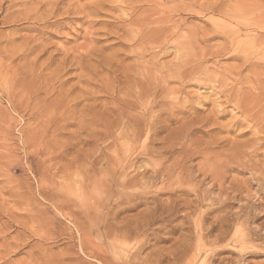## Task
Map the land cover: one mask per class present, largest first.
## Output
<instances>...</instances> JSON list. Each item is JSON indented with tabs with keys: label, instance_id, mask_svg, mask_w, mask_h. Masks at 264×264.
I'll use <instances>...</instances> for the list:
<instances>
[{
	"label": "rangeland",
	"instance_id": "1",
	"mask_svg": "<svg viewBox=\"0 0 264 264\" xmlns=\"http://www.w3.org/2000/svg\"><path fill=\"white\" fill-rule=\"evenodd\" d=\"M106 1L111 3L112 8L105 13L97 8L102 0H0V73L2 74H0V78H2L0 79V264H264V167L250 168L248 163L255 162L258 157H252L251 162L250 160H245V157L255 150H257L258 154L264 156V145L260 148L252 146L253 127L254 131L256 130L252 124L248 127L249 130L245 126H233L234 128L232 127L227 132L228 134L218 129L217 132L213 130L215 129L213 127L208 128L212 126L208 120L214 122L217 120V123L225 124L230 122V117L242 119L239 111H236L232 104L223 103L225 102L223 98L224 92L228 89L226 85H232L231 87L241 92H243V89L244 92H249L250 90L251 94L253 92L252 95L257 96V103L260 97V99L263 98L258 103L263 108L264 94L262 93L264 88L259 85L260 80L261 82L264 80V54H262V52L264 53V24H262V22L264 23V0H176L172 2L170 0H137V6L134 4L137 10L133 7L134 12L138 11L139 6L142 9H156L152 11V15L149 13L148 15H151V19L167 21V24L161 23L160 26L165 27L167 25L166 27L169 28L176 25V22L179 26L178 28H176L177 26L174 27L168 37L169 39H166V45H164L165 41H158V43H163L160 48L157 45H152L153 49L145 53L144 58L137 54L136 56L138 57L136 58L134 54H130L129 50L133 49V44H129L127 41L128 36H126V33L130 31L133 36L135 33L139 35L141 32L144 33L145 26L142 24L140 26H132V24L128 28L127 21L122 23V25L119 24L118 29V26L114 24V18L131 17L129 12L123 17V13L128 11V4L123 2L126 0ZM51 3L57 5L58 13L53 17L47 15V19L42 20L44 24L41 21H32L27 18L28 15L36 12L41 15L43 12L48 11ZM143 3H147L145 5L149 7L144 6ZM91 7L97 9L99 14H91L89 12ZM119 7L122 12L117 10ZM119 12L121 13L119 14ZM91 17L94 19H91ZM172 17L173 19H171ZM35 22L37 24H34ZM164 24L165 26H163ZM201 28L205 31H202ZM123 37H125L126 42ZM24 40H31L29 44L39 45L40 48L35 49L34 53L32 52L27 57L17 55L11 61H8V59L6 61V55L3 54L5 52L1 48H4L6 44L8 49L17 51L16 49L21 46ZM40 51H42L41 54L39 53ZM214 51L215 53L217 51V54L218 52L222 53L221 56L220 54L215 56ZM36 55L38 56L35 58ZM201 57L203 58L201 59ZM181 62L189 64H187V68L185 67V71L188 69L189 72L186 71L185 78H182L184 80L173 79V81L171 79L172 81L169 80L164 83L165 86L167 84L166 87L163 86L168 89H174L175 92L177 91L176 94L173 96L167 95L165 94V88H156L157 94L155 92L154 96L161 95V92L163 95L160 96V99H157L159 98L158 96L153 98L156 104H154L151 112L148 113L147 108L143 106L149 101L142 97L146 92L143 94L140 90L135 89L133 91L134 89L132 90L130 87L135 85L141 89L143 87L148 88L146 84L148 86L153 84L152 81L154 80L152 77H160L171 71L173 72L177 66H180ZM253 63L258 66L252 67ZM60 64L63 68L60 66L61 68L58 69ZM243 64H248V66ZM237 67H240L241 70L237 69ZM248 68H252V70ZM57 69L64 70L58 72ZM236 69L239 70V72H235L237 77L233 73ZM50 71H54V73L57 71L58 74L62 71L60 75L55 73L60 79L56 78V75L55 80L51 78L53 75H50ZM153 74L155 75L153 76ZM129 77L135 83H132ZM233 79H239L240 82L238 80L236 83V81H232ZM247 79L248 81H246ZM52 80L55 82L53 83ZM142 80H144V83ZM150 81L151 83L149 84ZM60 82L63 84L61 85ZM154 83H156L155 86L157 83V86L161 84L159 82ZM256 85L259 88H256ZM45 86H48V88ZM50 88H52V91H50ZM112 88L113 90H111ZM119 89L122 91L121 94L118 92ZM89 90L91 97L88 94ZM258 90L260 91L258 92ZM64 91H68L70 94L63 93ZM125 91H129L131 96ZM46 92H51V94L48 93L47 97ZM59 93L64 95L61 96ZM111 93H113L112 96L110 95ZM260 93L261 95H258ZM136 94H141V98L138 99ZM65 95L71 98H66ZM121 95H124L126 99ZM127 96L130 97L127 98ZM44 97L47 99H44ZM73 97L75 100L71 101V104L68 103L67 100H73ZM116 97L118 100L121 99L122 102L124 98L126 103L119 101L120 104H118ZM167 97L170 100L177 97L176 101L183 103L181 105L184 106L180 107V104L173 103L176 109L174 106L171 107L168 104ZM59 98L65 102L60 101L62 102L60 103ZM164 98H166L165 102ZM128 99L130 102L132 101V104ZM127 101L131 105L134 103L136 106L140 104L141 106L135 107V111L125 114L124 110L128 112L125 105L128 103ZM49 102L52 105H49ZM116 102L117 105H111ZM63 103L64 107L62 106ZM214 103L224 104L223 108L225 109L224 115L216 119L211 115L216 110L217 104ZM122 104L125 106L124 109ZM258 105L255 106V109H259L258 113L262 112L261 114L264 115V108L262 109ZM120 107H122V110H117ZM169 107L175 109L173 113L170 112ZM114 108L116 109L113 111ZM109 109L112 112H109ZM117 111L122 112L123 115L120 112H118V115ZM180 111H183V113H179ZM134 112L137 113L135 114ZM138 112L139 114L141 113L140 116ZM156 112L160 114L158 115ZM111 113L113 114L111 115ZM131 113L135 115L133 116ZM61 114L64 115L62 116ZM153 114H156L157 118L160 117L156 119V122ZM238 114L239 117L237 116ZM36 115L37 117H35ZM188 115L191 119L194 117L197 121L194 119V122L189 121ZM128 116L132 117V119L129 117L130 121ZM185 116L187 118L186 126L180 131L178 127L179 120L181 122ZM113 117L116 119V124L112 121L114 120ZM116 117H119L120 121ZM134 117L136 119H133ZM146 117L147 119L149 118L148 122L152 125L146 122ZM121 119L124 120V123H122L123 120L121 122ZM158 120L160 122L164 121L163 124L157 123ZM188 121L192 125L190 126L192 132L188 134V137L186 135L184 137L185 130L189 129ZM200 122L202 123L200 124ZM132 123L135 127H133ZM198 124L200 125L198 126ZM114 125H118L120 128L118 127V133L115 131L116 136H111L115 135L114 130L117 129ZM121 125H123V129ZM156 125H160L159 127L161 128L163 126L164 129L158 128ZM203 125L204 128L201 127ZM193 126L195 127L193 128ZM130 127L132 128L131 130H129ZM256 127L263 129L264 123ZM112 128L116 129L112 130ZM157 128L158 130H156ZM106 129L110 130V132H106L108 131ZM173 129H175L174 132ZM143 130L146 131L143 132ZM124 131L127 134H124ZM104 132L107 135L111 134L109 135L110 137L103 134ZM140 133H143L142 136H140ZM216 133H218L216 137L219 138L215 137ZM134 134L136 137H134ZM148 134L151 135H149L150 138H148ZM261 134L259 136L264 137V133ZM106 136L111 139L108 140ZM118 136L119 138H117ZM212 136L214 139H220V137L223 138L224 136V138L229 137L227 139L231 142L227 140L230 143L228 144L225 139V141H222V145H224V142L225 145L226 143L228 145L222 146L220 145L221 141H219L218 143L220 144H217V146L220 145L221 149H219V146L212 145L211 149H209L210 153L214 154L217 152L218 154H216L219 155V153H224L225 148L227 152L228 149L233 148V150L237 151L228 153L235 152L234 154H236L239 148L244 147L242 150H248L246 152L240 151L242 156L238 155L241 157V161L244 162L240 165L238 163L240 158L236 156L235 161L225 162L226 166L218 167L213 177V174L209 172V168H204V171H200L203 170L202 168H197L203 158L196 154L194 155V151L192 152L191 150L192 155H194L191 162L192 168L187 167V165L191 166L190 163H185L183 169L172 168L173 171L175 169L177 171L179 169L185 171L181 172L183 176H181L179 171L181 178L176 175L174 177L170 175V177L166 176L165 179V176L160 175L165 169H171L165 168L163 165L166 167L171 166L177 160L175 158L179 159L180 156V160L181 158L184 159L182 155L178 156L180 146L185 144L192 149L196 145L195 142H197L205 149L207 142H210L211 139L213 140ZM103 137H105V140H103ZM129 138L132 141L131 143ZM147 139L149 140L147 141ZM177 140L180 141L178 142ZM232 141L233 144H231ZM245 142L248 145H245ZM35 143L36 145H33ZM144 146H147V149ZM162 146H165L164 149L174 146V152L170 153V151L168 153ZM245 146H248V148H245ZM251 147L255 149L252 150ZM97 149L98 151L100 149L104 150L98 152ZM148 150L150 153L147 152ZM161 151L162 155L158 156ZM156 154L157 156H155ZM243 154L246 156L244 157ZM97 155L99 157L106 156L100 157L103 161L99 159L95 163L98 160ZM164 155H166L165 158ZM107 156L109 158L105 159ZM162 156L166 159V162ZM169 156L173 161L170 160ZM246 159H251V157ZM105 160L107 161L104 162ZM222 160L223 158L220 161ZM224 160L226 161L225 158ZM243 163L244 166L246 165L249 168L244 167ZM136 166H140V168ZM185 167L186 170H184ZM172 169L170 170L171 174H173ZM101 170H105L106 175L102 174ZM136 171L146 174L143 180L147 186L149 185L148 187H151L150 189L140 191L145 186L140 185L141 189L138 188V185V187L126 188L127 190L123 189L122 192H119L118 189L116 190V182L119 183L121 180H126L123 177H131ZM111 172L113 175L109 176ZM155 172H157L156 177L152 176V173ZM215 175H220L217 181L215 180ZM143 180L142 184H144ZM217 186H220V188ZM84 195L92 197L94 199L93 202H89ZM129 195L132 198L139 197L137 200L141 202V205L138 208L125 211L123 209L126 206L123 203L121 204L120 201L127 197L131 198ZM142 196L146 199L140 198ZM158 198L161 202L158 201ZM166 200H170L172 204ZM156 201H158V205ZM97 202L99 204L96 205L93 211L91 203ZM116 202L120 207L117 206ZM162 202H166V204L164 205ZM152 205L155 207L159 206L161 209L157 208L154 211V221H156L153 224L154 227L149 226L150 228L139 230L137 234L129 231L127 235L126 231L133 227L137 215L144 213L142 210L146 209V212L150 207L154 208ZM176 205V209L173 208ZM142 206H147V208L145 207L144 209ZM170 207L173 210L170 209L169 214L167 211ZM116 209L120 211L116 212ZM158 215L161 216V219H159ZM104 228H106V232Z\"/></svg>",
	"mask_w": 264,
	"mask_h": 264
},
{
	"label": "bare ground",
	"instance_id": "2",
	"mask_svg": "<svg viewBox=\"0 0 264 264\" xmlns=\"http://www.w3.org/2000/svg\"><path fill=\"white\" fill-rule=\"evenodd\" d=\"M123 1V0H122ZM168 1V0H167ZM171 2L172 1H176V0H170ZM169 1V2H170ZM120 2V1H119ZM125 4H128V6H127V9H128V11H127V13H123L124 15H123V17L126 15V14H128V12H129V15L131 16V17H129V16H127V17H124V18H114V17H111V18H114V24H116V26H118V29H119V24H121L122 25V23H125V22H127L128 23V25H129V27L128 28H130V25H132V26H134V25H138V26H140L141 24L142 25H144L145 26V29H144V33H140L139 35H138V33H135V35L133 36V34H131L130 33V31H128L126 34V36H128L127 37V41L129 42V44H133V49H131V51L129 50V52H130V54H134V56H136V54L137 55H139L140 57H143L144 56V54L145 53H148V51L149 50H152L153 49V46L152 45H157V47L158 48H160V46L163 44V43H161V42H164L165 41V43H164V45H166V39L169 37V35L172 33V31H173V29H174V27H176V28H178L179 26H178V24H177V22H176V25H173V26H171V27H169V28H167L166 26H165V24L163 25V26H165V27H162V26H160V24L161 23H166L167 24V21L165 20V22L164 21H159L158 19H151V13H152V11L153 10H156V9H153V10H151V9H142V7H140L139 6V8H138V11L135 13L134 12V8H136L135 6H134V4L137 6V4H138V1L136 0H126V1H123ZM140 2V1H139ZM94 3H96V2H94ZM153 3H155V2H153ZM23 4V3H22ZM32 4V3H31ZM93 4V3H92ZM121 4V3H120ZM123 4V3H122ZM144 4V3H143ZM142 4V5H143ZM145 4H147V3H145ZM144 4V6H147V7H149L148 5H145ZM152 4V3H151ZM157 4V3H156ZM217 4V3H216ZM88 5V4H87ZM124 5V4H123ZM150 5V4H149ZM154 5V4H153ZM213 5H215V4H213ZM213 5H212V7H213ZM219 5V4H218ZM217 5V6H218ZM221 5V4H220ZM21 6V5H20ZM26 6V5H25ZM57 5L55 4V3H51L50 4V9L48 10V11H45V12H43V14H41V15H38V13L36 12V13H34V14H31V15H28L27 16V18L29 19V20H32V21H34V20H38V21H41L43 24H44V21H42V20H46L47 19V17L50 15V16H56V14L58 13V9H57V7H56ZM94 6V5H93ZM98 6V5H97ZM118 6V5H117ZM122 6V5H121ZM155 6V5H154ZM154 6H152L153 8H154ZM123 7H125V6H123ZM123 7H122V9H123ZM134 7V8H133ZM202 7V6H201ZM215 7V6H214ZM219 7H221V6H219ZM10 8H11V6H10ZM26 8V7H25ZM28 8V7H27ZM80 8H81V6H80ZM98 9H100L101 11H103V12H108V10L109 9H111L112 8V5H111V3H109L108 1H106V0H102V2H100L99 3V6L97 7ZM144 8V7H143ZM84 9V8H83ZM127 9H125V10H127ZM142 9V10H141ZM158 9V8H157ZM183 9V8H182ZM217 9H218V7H217ZM248 9V8H247ZM99 10V11H100ZM117 10H119V11H121L120 10V7H119V9L117 8ZM136 10H137V8H136ZM159 10V9H158ZM157 10V11H158ZM218 10H220V9H218ZM111 11H113V10H111ZM160 11V10H159ZM178 11V10H177ZM206 11V10H205ZM213 11V10H212ZM212 11H210V12H212ZM216 11V10H215ZM221 11V10H220ZM21 12V11H20ZM76 12V11H75ZM84 12V11H83ZM89 12L91 13V14H93V15H98L99 14V12H98V10L97 9H95V8H92L91 7V9L89 10ZM110 12V11H109ZM122 12V11H121ZM121 12H119V14L121 13ZM176 12V11H175ZM148 13L149 14H151L150 16L148 15ZM156 13V12H155ZM179 13V12H178ZM212 13H214V12H212ZM218 13H219V11H218ZM232 13H233V11H232ZM17 14V13H16ZM22 14V13H21ZM101 14V13H100ZM177 14V13H176ZM18 15V14H17ZM48 15V16H47ZM157 15V14H156ZM183 15V14H182ZM90 16V15H89ZM120 16V15H119ZM122 16V15H121ZM154 16V15H153ZM160 16V15H159ZM164 16V15H163ZM96 17V16H95ZM134 17H136L135 19H133ZM170 17V16H169ZM174 17V16H173ZM173 17L171 18V19H173ZM74 18V17H73ZM152 18H154V17H152ZM160 18V17H159ZM163 18V17H162ZM175 18V17H174ZM27 19V20H28ZM91 19H94V18H92L91 17ZM171 19H167V20H171ZM95 20H96V18H95ZM98 21V20H97ZM25 22V21H24ZM30 22V21H29ZM175 22V21H174ZM182 22H184V21H182ZM113 23V22H112ZM260 23V22H259ZM32 24V23H31ZM34 24H37V22H35ZM40 24V23H39ZM74 24V23H73ZM118 24V25H117ZM262 24H264L263 22H262ZM66 25V24H65ZM94 25V24H93ZM124 25V24H123ZM181 25V24H180ZM40 26V25H39ZM58 26V25H57ZM183 26V25H182ZM77 27V26H76ZM181 27V26H180ZM248 27V26H247ZM261 27V26H260ZM48 28V27H47ZM58 28V27H57ZM68 28V27H67ZM161 28V29H160ZM203 28V27H202ZM201 28V29H202ZM29 29V28H28ZM46 29V28H45ZM110 29V28H109ZM118 29H117V31H118ZM140 29H141V27H140ZM180 29H182V28H180ZM251 29V28H250ZM255 29V28H254ZM33 30V29H32ZM44 30V29H43ZM54 30V29H53ZM58 30V29H57ZM112 30V29H111ZM126 30V29H125ZM135 30V29H134ZM133 30V31H134ZM204 29H202V31H203ZM248 30V29H247ZM48 31V30H47ZM46 31V32H47ZM110 31V30H109ZM136 31V30H135ZM140 31V30H139ZM138 31V32H139ZM142 31V30H141ZM205 31V30H204ZM250 31V30H249ZM52 32V31H51ZM101 32V31H100ZM111 32V31H110ZM175 32H176V30H175ZM263 32V31H262ZM261 32V33H262ZM103 33V32H102ZM133 33V32H132ZM178 33V32H177ZM197 33V32H196ZM252 33V32H251ZM250 33V34H251ZM264 33V32H263ZM262 33V34H263ZM40 34V33H39ZM175 34V33H174ZM43 35V34H42ZM41 35V36H42ZM119 35V34H118ZM203 35V34H202ZM38 36V35H37ZM40 36V37H41ZM133 36V37H132ZM174 36V35H173ZM197 36V35H196ZM199 36V35H198ZM210 36V35H209ZM249 36V35H248ZM21 37V36H20ZM29 37V36H28ZM35 37V36H34ZM120 37V36H119ZM179 37V36H178ZM10 38H12V37H10ZM39 38V37H38ZM37 38V39H38ZM42 38V37H41ZM91 38V37H90ZM125 37H123V39H124ZM261 38H263V37H261ZM16 39V38H15ZM19 39V38H18ZM37 39H35L36 41H37ZM122 39V38H121ZM122 39V40H123ZM159 39V40H158ZM160 39H162V40H160ZM169 39V38H168ZM7 40H9L8 38H7ZM14 40V39H13ZM27 40V39H26ZM26 40H24L23 41V45L21 44V46L20 47H18V49H16L17 51H13V50H11V49H8L7 48V46H6V44H5V46H4V48L2 49L1 48V50L3 51V52H5V53H3V54H5L6 55V61H7V59H8V61H11L12 60V58H14L15 56H17V55H20V57L22 56V57H27V55H30L33 51H35V49H37V48H40V46L38 45V46H36V45H31V44H29L30 43V41H26ZM185 40V39H184ZM258 40V39H257ZM10 41V40H9ZM17 41V40H16ZM124 41H125V39H124ZM158 41H161V42H159L158 43ZM126 42V41H125ZM36 43V42H35ZM122 43V42H121ZM34 44V43H33ZM37 44V43H36ZM123 44H124V42H123ZM126 44H128V43H126ZM257 44V43H256ZM31 45V46H30ZM179 45V44H178ZM204 45V44H203ZM43 46V45H42ZM128 46V45H127ZM131 46V45H130ZM177 46V45H176ZM259 46V45H258ZM100 47V46H99ZM182 47V46H181ZM262 47V46H261ZM264 47V46H263ZM123 48V47H122ZM132 48V47H131ZM176 48V47H175ZM13 49V48H12ZM44 49V48H43ZM225 49V48H224ZM264 49V48H263ZM127 50V49H126ZM134 50V51H133ZM206 50V49H205ZM210 50V49H209ZM1 51V52H2ZM123 51V50H122ZM218 51V50H217ZM217 51H216V53H215V51H214V53H215V56H216V54H217ZM121 52V51H120ZM129 52L127 51V53L129 54ZM157 52V51H156ZM166 52V51H165ZM210 52V51H209ZM34 53V52H33ZM40 54L42 53V51H40L39 52ZM53 53V52H52ZM163 53V52H162ZM2 54V53H1ZM2 54V55H3ZM122 54H126V53H122ZM129 54V55H130ZM166 54V53H165ZM218 54H220V56H221V54L222 53H219L218 52ZM217 54V56H219ZM260 54V53H259ZM262 54H264L263 52H262ZM261 54V55H262ZM35 55V54H34ZM149 55V54H148ZM38 55H36L35 56V58L37 57ZM98 56V55H97ZM160 56H162V55H160ZM50 57V56H49ZM88 57V56H87ZM138 56H136V58H137ZM139 57V58H140ZM61 58V57H60ZM111 58H112V56H111ZM130 58V57H129ZM144 58V57H143ZM203 57H201V59H202ZM28 59V58H27ZM47 59H48V57H47ZM110 59V58H109ZM120 59V58H119ZM178 59V58H177ZM14 60V59H13ZM32 60V59H31ZM34 60V59H33ZM55 60H57V59H55ZM118 60V59H117ZM134 60V59H133ZM246 60V59H245ZM50 61V60H49ZM185 61V60H184ZM31 62V61H30ZM109 62V61H108ZM111 62V61H110ZM142 62V61H141ZM155 62V61H154ZM36 63V62H35ZM46 63V62H45ZM134 63V62H133ZM248 63V62H247ZM249 63H251V62H249ZM30 64V63H29ZM31 64H32V62H31ZM99 64V63H98ZM103 64V63H102ZM110 64V63H109ZM112 64H113V62H112ZM116 64V63H115ZM117 64H118V62H117ZM122 64V63H121ZM139 64V63H138ZM148 64V63H147ZM150 64V63H149ZM174 64V63H173ZM172 64V65H173ZM187 62H181V64H179L180 66H177L176 67V69L175 70H173V72L171 71L170 73H168V74H165V75H163V76H160V77H156V76H154L155 74H153V76L154 77H152L153 78V80L154 81H152L153 82V84H150L151 83V81L149 82V86H148V84H146L147 86L146 87H148V88H144L143 86V88L141 89V88H137L135 85H133L134 87H130L133 91H135V89L136 90H140L141 91V93H143L144 94V92H146L143 96L141 95V94H139V95H137L136 97L138 98V99H140L141 97H140V95L143 97V98H146V99H148V103L145 105V106H143V107H146L147 108V110H148V113L149 112H151V109L152 108H154V104H156V103H154L155 102V99L153 100V98L155 97L154 96V93L156 92V88H159V87H163V86H165V84L164 83H166L167 81H169V80H173V79H176V80H179V79H181L182 81L184 80V79H182V78H185V73H186V71H188V69H186V71H185V67L187 66ZM256 64V63H255ZM34 65H36V64H34ZM189 65V64H188ZM209 65V64H208ZM244 65V64H243ZM248 66V64H245L244 66ZM250 65H252V63L250 64ZM260 65V64H259ZM2 66V65H1ZM38 66V65H37ZM36 66V67H37ZM40 66V65H39ZM61 66V64L58 66V69L59 68H61L62 66H63V63H62V66ZM107 66V65H106ZM256 66H258V65H256ZM255 65H254V63H253V66L252 67H256ZM26 67H27V69H28V66L26 65ZM25 67V68H26ZM49 67V66H48ZM67 67V66H66ZM101 67H102V65H101ZM140 67V66H139ZM139 67H137V68H139ZM156 67V66H155ZM207 67V66H206ZM261 67V66H260ZM21 68V67H20ZM63 68V67H62ZM65 68V67H64ZM112 68H113V66H112ZM135 69H136V67H134ZM187 68V67H186ZM203 68V67H202ZM240 69V67H237V69ZM242 68V67H241ZM22 69V68H21ZM39 69V68H38ZM57 69V70H58ZM129 69V68H128ZM134 69V71H136ZM166 69H167V67H166ZM174 69V68H173ZM193 69H194V67H193ZM192 69V70H193ZM233 69H235V68H233ZM232 69V70H233ZM236 69V71H234L233 73H237V71L239 72V70H237ZM249 70H252V68L250 69V68H248ZM247 69V70H248ZM5 70V69H4ZM24 70V69H23ZM36 70V69H35ZM60 70H62V69H60ZM60 70H58V72L60 71ZM64 70V69H63ZM62 70V71H63ZM105 70V69H104ZM125 70V69H124ZM143 70V69H142ZM191 70V69H190ZM202 70V69H201ZM204 70V69H203ZM228 70H230V69H228ZM241 70V69H240ZM243 70H244V68H243ZM248 70V71H249ZM6 71V70H5ZM16 71H17V69H16ZM21 71V70H20ZM61 71V72H62ZM126 71V70H125ZM7 72V71H6ZM10 72V71H9ZM51 72V71H50ZM61 72L58 74L57 73V71L55 72V73H57L58 75H60L61 74ZM124 72V71H123ZM132 72V71H131ZM140 72V71H139ZM149 72V71H148ZM189 72V71H188ZM201 72V71H200ZM229 72V71H228ZM3 73H4V71H3ZM11 73V72H10ZM36 73V72H35ZM54 73V71L53 72H51L50 73V75L52 74L53 76H51V78H54V80L56 79V78H58V79H60L59 78V76L57 75V74H55ZM154 73V72H153ZM224 73V72H223ZM225 73H227V72H225ZM236 73H235V76H236ZM1 74V73H0ZM128 74V73H127ZM132 74V73H131ZM141 74H142V72H141ZM158 74H159V72H158ZM157 74V75H158ZM191 74V73H190ZM216 74V73H215ZM232 74V73H231ZM239 74V73H238ZM237 74V75H238ZM2 75V74H1ZM22 75V74H21ZM27 75V74H26ZM55 75H56V78H55ZM143 75V74H142ZM161 75V74H160ZM188 75H189V73H188ZM187 75V76H188ZM202 75V74H201ZM223 75V74H222ZM227 75V74H226ZM3 76H4V74H3ZM43 76V75H42ZM58 76V77H57ZM136 76V75H135ZM144 76V75H143ZM220 76H221V74H220ZM234 76V75H233ZM234 76V77H235ZM237 77V76H236ZM246 77V76H245ZM62 78V77H61ZM65 78V77H64ZM120 78V77H119ZM151 78V79H152ZM220 78H222V77H220ZM225 78V77H224ZM229 78V77H228ZM0 79H2V78H0ZM4 79V78H3ZM129 79H131L132 80V78H130L129 77ZM147 79V78H146ZM151 79H149V80H151ZM61 80H63V79H61ZM60 80V81H61ZM148 80V79H147ZM171 80V81H172ZM186 80V79H185ZM192 80V79H191ZM195 80V79H194ZM239 80V79H238ZM238 80H232V81H236V83H237V81ZM48 81H51V80H48ZM123 81V80H122ZM125 81V80H124ZM128 81V80H127ZM143 81V83H144V80H142ZM174 81V80H173ZM181 81V83H183ZM231 81V82H232ZM246 81H248V79L246 80ZM264 81V80H263ZM261 82V80H260V87L261 88H264V86H263V84H264V82ZM1 82V81H0ZM5 82V81H4ZM19 82H21V81H19ZM45 82H47V81H45ZM52 82L54 83L55 81H53L52 80ZM58 82V81H57ZM92 82V81H91ZM115 82H116V80H115ZM134 82V80H132V83ZM141 82V81H140ZM146 83H148L147 81H145ZM154 82H159V83H161V84H164V85H161L160 84V86H157L158 85V83H157V85L155 86V84L156 83H154ZM177 82H179V81H177ZM239 82H240V80H239ZM61 83V82H60ZM135 83V82H134ZM261 83H262V85H261ZM4 84V83H3ZM31 84V83H30ZM48 84H50V82H48ZM63 83H61V85H62ZM91 84V83H90ZM137 84V83H136ZM233 84V83H232ZM251 84V83H250ZM51 85V84H50ZM60 85V86H61ZM80 85V84H79ZM103 85V84H102ZM108 85V84H107ZM125 85V84H124ZM138 85H139V82H138ZM140 85H141V83H140ZM144 85V84H143ZM153 85V86H152ZM246 85V84H245ZM254 85V84H253ZM258 85V84H257ZM256 85V88H259L258 86ZM72 86V85H71ZM113 86V85H112ZM111 86V87H112ZM118 86V85H117ZM127 86V85H126ZM166 86H167V84H166ZM165 86V87H166ZM184 86V85H183ZM216 86V85H215ZM227 86V90H226V92H224L225 94H224V101L225 102H223V103H225V104H232L233 105V107H235L236 108V111L238 110L239 111V114H240V118H242V119H236V118H232V117H230V119L231 120H229L230 122H227V123H225V124H223V123H220V122H218L217 123V120H215L216 122H214V121H212V120H208V122H209V124L211 125L212 124V126H209L208 128H211V127H213V128H215V129H213V130H216L217 131V129L219 130V131H221V132H225V134L227 133V132H229L231 129H232V127L233 126H236V125H239V126H245V127H247L246 129H248V127L250 126V124H252V125H254L255 126V131H254V127H253V132H254V134H252V142H253V144H252V146H257L256 148H260V147H263V145H264V137H260L259 136V134H261V133H264V131H263V129L260 127V128H258V127H256V126H258V125H260L261 123H264V115H262L261 113H258V110L259 109H257V111H255L256 109H255V106H257L258 105V103H259V100L261 101V100H263V98L262 99H258V103L256 102V97L254 96V95H252L253 94V92H252V94H251V91L249 90V92L248 91H245L244 92V89L242 90L243 92H241V91H239V90H237V89H234L233 87H231L232 85H230V86H228V85H226ZM252 86V85H251ZM263 86V87H262ZM20 87V86H19ZM45 87H47L48 88V86H45ZM52 87H53V85H52ZM59 87V86H58ZM128 87V86H127ZM165 87H163V88H165ZM211 87V86H210ZM60 88V87H59ZM83 88V87H82ZM117 88V87H116ZM125 88V87H124ZM51 90L50 91H52V88H50ZM62 89V88H61ZM88 89V88H87ZM115 89V88H114ZM118 89V88H117ZM26 90H28V89H26ZM65 90H67V89H65ZM103 90V89H102ZM111 90H113V88L111 89ZM110 90V91H111ZM125 90V89H124ZM126 90H128V89H126ZM158 90H161V89H158ZM178 90V89H177ZM224 90V89H223ZM248 90V89H247ZM256 90V89H255ZM29 91V90H28ZM31 91V90H30ZM41 91V90H40ZM53 91H54V89H53ZM84 91V90H83ZM82 91V92H83ZM162 91V90H161ZM260 90H258V92H259ZM262 91V90H261ZM264 91V90H263ZM60 92V91H59ZM81 92V91H80ZM86 92V91H85ZM84 92V93H85ZM89 92H90V90L88 91V94H89ZM116 92H117V90H116ZM118 92L121 94L122 93V91H121V89H119L118 90ZM127 91H125V93H126ZM130 92H132L131 90H130ZM130 92L128 91L127 93H129L130 94ZM160 92V91H159ZM165 94H167V95H175L176 94V92H175V90L174 89H168V88H165ZM257 92V91H256ZM47 93V97H48V93L49 94H51V92H46ZM63 93H69L68 91L67 92H63ZM61 94V93H59V94H61V96H63L64 94ZM93 93V92H92ZM97 93V92H96ZM123 93H124V91H123ZM133 93V92H132ZM136 93V92H135ZM138 93V92H137ZM262 93V92H261ZM261 93L260 94H258V95H261ZM23 94H24V92H23ZM57 94H58V92H57ZM70 94V93H69ZM87 94V93H86ZM117 94V93H116ZM128 94V95H129ZM156 94H157V92H156ZM159 94V93H158ZM223 94V93H222ZM255 94V93H254ZM262 94H264V92L262 93ZM19 95V94H18ZM21 95V94H20ZM25 95V94H24ZM72 95V94H71ZM81 95H83V94H81ZM90 95V94H89ZM88 95V96H89ZM99 95V94H98ZM101 95V94H100ZM111 96L113 95V93H111L110 94ZM161 95H163V93L161 92ZM161 95H157L159 98H157V96L155 97V98H157V99H160V96ZM220 95V94H219ZM257 95V94H256ZM31 96V95H30ZM57 96H59V95H57ZM66 96V98H68L67 97V95H65ZM87 96V95H86ZM110 96V97H111ZM115 96H118V95H115ZM120 96V95H119ZM118 96V97H119ZM122 96V95H121ZM124 96V95H123ZM122 96V97H123ZM130 96H131V94H130ZM130 96H127V98L128 97H130ZM134 96V95H133ZM193 96V95H192ZM264 96V95H263ZM90 97H91V95H90ZM125 97V96H124ZM217 97V96H216ZM222 97V96H221ZM46 97H44V99H45ZM62 98V97H61ZM64 98V97H63ZM71 97H69V99H70ZM74 98V97H73ZM78 98V97H77ZM117 98V97H116ZM134 98V97H133ZM169 97H167V101L169 102L168 104L172 107V106H174V108H175V105L174 104H183V103H180V102H177L176 101V99H177V97H175V98H171V100L170 99H168ZM182 98V97H181ZM47 99V98H46ZM57 99V98H56ZM60 99V98H59ZM65 99V98H64ZM67 100L68 101V103H70L71 101L73 102L74 100H75V98L72 100ZM94 99V98H93ZM92 99V100H93ZM113 99V98H112ZM125 99H126V97H125ZM130 99V98H129ZM129 99H128V101H129ZM136 99V98H135ZM134 99V100H135ZM165 99L166 98H164L163 100H164V102H165ZM180 99V98H179ZM187 99V98H186ZM185 99V100H186ZM216 99V98H215ZM16 100V99H15ZM52 100H54V99H52ZM66 100V99H65ZM78 100V99H77ZM76 100V101H77ZM90 100H91V98H90ZM110 100H111V98H110ZM114 100V99H113ZM117 100H118V98H117ZM131 100H132V98H131ZM134 100H133V102H134ZM137 100V99H136ZM136 100H135V102H136ZM162 100V99H161ZM162 100V101H163ZM19 101V100H18ZM22 101V100H21ZM20 101V102H21ZM29 101V100H28ZM60 101H63L62 99H60L59 100V102ZM95 101V100H94ZM116 101V100H115ZM122 102L121 101V99L120 100H118L117 102H118V104H120V102ZM127 101V102H128ZM158 101V100H157ZM187 101V100H186ZM186 101H183V102H186ZM210 101V100H209ZM32 102V101H31ZM51 103H52V101H50ZM50 102H49V105H52V104H50ZM57 102H58V100H57ZM58 102V103H59ZM63 102H65V101H63ZM111 102H112V100H111ZM117 102L116 103H114V105H113V103L111 104L112 106H115V104L117 105ZM123 102L124 103H126L125 101H124V98H123ZM122 102V103H123ZM130 102V101H129ZM127 103V104H125L126 105V107H127V111L128 112H126L125 110L123 111V112H125V114L126 113H129V112H132V111H135V107H138V106H141V104L140 105H135L134 103H133V105H134V107H133V105H131L132 103V101L130 102V103ZM159 102H161V101H159ZM163 102V103H164ZM221 102V101H220ZM56 103V102H55ZM60 103H62V102H60ZM59 103V104H60ZM138 103H141V102H138ZM162 103V102H161ZM174 103V104H173ZM257 103V104H256ZM41 104V103H40ZM54 104V103H53ZM57 104V103H56ZM58 104V105H59ZM67 104V103H66ZM71 104V103H70ZM195 104V103H194ZM214 104H217V103H214ZM262 104V103H261ZM27 105H28V103H27ZM38 105V104H37ZM57 105V106H58ZM64 105V103L62 104V106ZM74 105H75V103H74ZM95 105V104H94ZM107 105V104H106ZM123 105V104H122ZM164 105H166L165 103H164ZM168 105V106H169ZM229 105V106H230ZM60 106V105H59ZM70 106V105H69ZM72 106V105H71ZM99 106V105H98ZM119 106V105H118ZM156 106V105H155ZM184 105H181L180 107H183ZM223 106H224V104L222 105V104H217L216 105V110L211 114L215 119L218 117H220V116H222V115H224V108H223ZM259 106V105H258ZM33 107V106H32ZM37 107V106H36ZM43 107H44V105H43ZM52 107V106H51ZM64 107V106H63ZM100 107V106H99ZM123 107V109H124V105L122 106ZM122 107H120V109H118L117 108V110H122ZM259 107H261L262 108V105L261 106H259ZM31 108V107H30ZM50 108V107H49ZM68 108V107H67ZM67 108H66V110H67ZM101 108V107H100ZM109 108V107H108ZM145 108V109H146ZM170 108V107H169ZM178 108V107H177ZM263 108H264V105H263ZM262 108V109H263ZM72 109V108H71ZM102 109V108H101ZM110 109H111V107H110ZM109 109V112H112L111 110ZM116 108H114L113 109V111L115 110ZM176 109V108H175ZM175 109H173V108H170L169 110H170V112H174V110ZM34 110V109H33ZM32 110V111H33ZM38 110V109H37ZM62 110V109H61ZM69 110H70V108H69ZM105 110H107V109H105ZM140 110H141V108H140ZM142 110H143V108H142ZM261 110V109H260ZM31 111V112H32ZM137 111V110H136ZM146 111V110H145ZM189 111V110H188ZM35 112V111H34ZM45 112V111H44ZM62 112V111H61ZM65 112V111H64ZM63 112V113H64ZM118 112H120V111H117V114H118ZM142 112H144V111H142ZM38 113V112H37ZM50 113V112H49ZM78 113V112H77ZM108 113V112H107ZM114 113V112H113ZM113 113H111V115L113 114ZM120 113H122V112H120ZM135 113V112H134ZM137 113V112H136ZM135 113V114H136ZM155 113V112H154ZM157 114H158V112H156ZM179 113H183V111H180ZM193 113V112H192ZM43 114H45V113H43ZM47 114V113H46ZM66 114V113H65ZM74 114V113H73ZM132 115H133V113H131ZM134 114V115H135ZM138 114H139V112H138ZM137 114V115H138ZM141 114V113H140ZM140 114H139V116H140ZM143 114V113H142ZM160 114V113H159ZM158 114V115H159ZM171 114V113H170ZM169 114V115H170ZM239 114L237 115L238 117H239ZM62 116L64 115V114H61ZM77 115V114H76ZM100 115V114H99ZM108 115V114H107ZM119 115V114H118ZM122 115H123V113H122ZM131 115V116H132ZM133 115V116H134ZM136 115V116H137ZM154 115V114H153ZM156 115V114H155ZM154 115V116H155ZM169 115H167L168 117H169ZM172 115V114H171ZM170 115V116H171ZM194 115H196L195 113H194ZM207 115V114H206ZM231 115H232V113H231ZM67 116V115H66ZM114 116V115H113ZM115 116H117V115H115ZM121 116V115H120ZM132 116V117H133ZM172 116H174V115H172ZM189 116V115H188ZM212 116H211V119H212ZM35 117H37V115L35 116ZM56 117H57V115H56ZM94 117V116H93ZM122 117V116H121ZM129 117L130 116H128V120H129ZM132 117H130L131 119H132ZM176 117H178V116H176ZM206 117V116H205ZM204 117V118H205ZM210 117V116H209ZM235 117V116H234ZM64 118V117H63ZM114 118V117H113ZM112 118V119H113ZM116 118H118V120L120 121V119H119V117H116ZM123 118V117H122ZM126 118V117H125ZM124 118V119H125ZM158 118H160V117H158ZM157 118V116H155V122H156V119H158ZM172 118V117H171ZM174 118H175V116H174ZM189 118H190V116H189ZM213 118V119H214ZM58 119V118H57ZM74 119H75V117H74ZM73 119V121H75ZM133 119H136L135 117L133 118ZM143 119V118H142ZM146 119H147V117H146ZM149 119V118H148ZM148 119H147V121L146 122H148ZM169 119V118H168ZM193 119H194V117H193ZM193 119H188L189 121H192V122H194L193 121ZM199 119H200V117H199ZM199 119H198V121H199ZM59 120V119H58ZM108 120V119H107ZM115 118H114V120H112V121H114V124H116V122H115ZM122 120L123 119H121V122H122ZM127 119H126V121H128ZM137 120L139 121V119H138V117H137ZM137 120H136V122H137ZM160 120V119H159ZM157 121V123L159 122V124H163V122L161 123L160 121ZM165 120V119H164ZM171 120V119H170ZM194 120H196V119H194ZM206 120V119H205ZM204 120V121H205ZM53 121V120H52ZM63 121V120H62ZM77 121V120H76ZM111 121V122H112ZM130 121V120H129ZM150 121V120H149ZM186 121H187V118H186V116L185 117H183V120L180 122V120H179V124H178V127H179V129H180V131L183 129V127L184 126H186ZM187 122L188 123V127H189V129H187V130H185V132H184V137H185V135H186V137H188V134L190 133V132H192L191 131V129H190V126H192L191 125V123L190 122ZM197 121V120H196ZM48 122V121H47ZM133 122V121H132ZM135 122V123H136ZM141 122V121H140ZM139 122V123H140ZM176 122H177V120H176ZM212 122V123H211ZM39 123V122H38ZM54 123V122H53ZM52 123V124H53ZM60 123V122H59ZM113 123V122H112ZM122 123H124V120H123V122ZM138 123V124H139ZM142 123V122H141ZM149 123V122H148ZM156 123V124H157ZM178 123V122H177ZM202 122H200V124H201ZM91 124V123H90ZM118 125H119V123H117ZM130 124V123H129ZM133 124V123H132ZM132 124H131V127H132ZM150 124V123H149ZM148 124V125H149ZM155 124V123H154ZM165 124V123H164ZM167 124V123H166ZM200 124H198V126L200 125ZM205 124V123H204ZM206 124H207V120H206ZM115 126V127H117V129L116 128H112V130H114V129H116V130H114V134H115V131H117L118 130V127L120 128V126ZM125 125V127H126V123L124 124ZM137 125V124H136ZM145 125V124H144ZM150 125H152V124H150ZM48 126V125H47ZM123 125H121V127H122ZM127 126H128V124H127ZM140 126V125H139ZM160 126V125H159ZM159 126H157L156 125V127H158V128H161V127H159ZM162 126V125H161ZM130 127V129L129 130H131L132 128ZM133 127H135V125L133 124ZM140 127H142V126H140ZM147 127V126H146ZM152 127V126H151ZM151 127H150V129H151ZM177 127V128H178ZM195 126H193V128H194ZM202 128H204V125L203 126H201ZM238 127V126H237ZM109 128H111L110 126H109ZM108 128V129H109ZM127 128H129V127H127ZM126 128V129H127ZM143 128V127H142ZM158 128L156 129V130H158ZM162 128H163V126H162ZM161 128V129H162ZM185 128V127H184ZM192 128V129H193ZM207 128V129H208ZM234 128V127H233ZM239 128V127H238ZM242 128V127H241ZM94 129V128H93ZM108 129H106V130H108ZM122 129H123V127H122ZM125 129V130H126ZM149 129V128H148ZM164 129V128H163ZM260 129H262L261 131H260ZM57 130V129H56ZM83 130V129H82ZM87 130V129H86ZM128 130V129H127ZM126 130V131H127ZM138 130V129H137ZM152 130H153V128H152ZM202 130V129H201ZM210 130V129H209ZM245 130V129H244ZM249 130V129H248ZM41 131V130H40ZM40 131H39V133H40ZM99 131V130H98ZM135 131V130H134ZM140 131H141V128H140ZM139 130H138V132H140ZM144 131H146V130H143V132ZM175 131V129H173V132ZM208 131V130H207ZM234 131V130H233ZM106 132H110V130H108V131H106ZM106 132H104L103 134H106L107 135V133ZM119 132H120V130H119ZM127 132H129V131H127ZM127 132L125 133V131H124V134H127ZM142 132V131H141ZM155 132V131H154ZM157 133H158V131H156ZM161 132V131H160ZM172 132V133H173ZM194 132V131H193ZM214 132V131H213ZM218 132V131H217ZM250 132V131H249ZM248 132V133H249ZM44 133V132H43ZM88 133V132H87ZM86 133V134H87ZM90 133V132H89ZM94 133V132H93ZM93 133H91L92 135H93ZM117 133H118V131H117ZM150 133V132H149ZM208 133V132H207ZM241 133V132H240ZM109 134V133H108ZM120 134V133H119ZM121 134H123V133H121ZM141 134V133H140ZM143 134V133H142ZM142 134L140 135V136H142ZM151 134H152V132H151ZM182 134H183V132H182ZM217 134L218 133H216V135H215V137L217 136ZM228 134V133H227ZM247 134V133H246ZM245 134V135H246ZM109 135H111V134H109ZM109 135H107L108 137H110ZM135 135V134H134ZM150 134H148V138H150V136H149ZM169 135V134H168ZM192 135V134H191ZM220 135V134H219ZM242 135V134H241ZM262 135V134H261ZM103 136V135H102ZM106 136V137H107ZM111 136H116V134L115 135H111ZM124 136V135H123ZM132 136V135H131ZM154 136V135H153ZM171 136V135H170ZM182 136V137H183ZM226 136V135H225ZM224 136V137H225ZM239 136V135H238ZM251 136V135H250ZM90 137V136H89ZM101 137V136H100ZM107 137V139L109 140V139H111V138H108ZM127 137V136H126ZM134 137H136V135L134 136ZM137 137H138V134H137ZM159 137V136H158ZM172 137V136H171ZM213 137V136H212ZM221 138L220 137V139H214V137H213V140L211 139L210 140V142L208 141L207 142V146H206V148L205 149H203L202 148V146L198 143L197 144V142H195L196 143V145L194 146V147H192V149L189 147V145L188 146H186L185 144L184 145H182V146H180V148H179V152L180 153H178V156H180V155H182L183 157H184V159H182L181 158V160H180V157H179V159L178 158H175V159H177L176 161H175V159H174V161L175 162H173V164L171 165V166H169L168 165V163H166L169 167H166V166H164L163 165V167H165V168H181V169H183L184 168V166H185V163H190L191 164V162L193 161L192 160V157L196 154L197 156H201L202 158H203V161L201 162V164L199 165V167H197V168H202L203 170H200V171H204V168H209V172H210V174H213V177H214V174L216 173V169L218 168V167H223V166H226L227 164L225 163V162H227V163H229V161H231V160H234L235 161V157L237 156V158L239 157V156H242V154L240 155V151L242 152H246V150H248V149H245V150H242V148H244V147H241V149L239 148V151L236 153V154H234V153H228V152H233V151H237V150H233V148H231L230 150L228 149V152H227V149L225 148V151H224V153H226V154H224V153H219V155H217L216 153H210V150L209 149H211L210 147L213 145V146H217V144H220V143H218L219 141H221V144L220 145H222V141H225V139H226V142L228 143V144H230L229 142H231L229 139H227V138H229V137H226V138ZM81 138H83V137H81ZM104 139L103 140H105V137H103ZM116 138V137H115ZM117 138H119V136L117 137ZM123 138V137H122ZM131 138V137H130ZM130 138H129V141H130V143L132 142L131 140H130ZM216 138H219V137H216ZM236 138V137H235ZM39 139H41V137H39ZM101 139H102V137H101ZM100 139V140H101ZM106 139V140H107ZM124 139V138H123ZM180 139H182V138H180ZM97 140H99V139H97ZM102 140V141H103ZM107 140V141H108ZM120 140V139H119ZM125 140V139H124ZM136 140H139V139H136ZM149 139H147V141H148ZM151 140V139H150ZM189 140V139H188ZM207 140H209V139H207ZM227 140H229V142L227 141ZM250 140V139H249ZM35 141V140H34ZM116 141V140H115ZM152 141V140H151ZM178 141V140H177ZM180 141V140H179ZM178 141V142H179ZM106 142V141H105ZM104 142V143H105ZM183 142V141H182ZM250 142V141H249ZM74 143V142H73ZM110 143H112L111 141H110ZM129 143V146L131 145ZM135 143H136V141H135ZM175 143V142H174ZM204 144H205V142H203ZM210 143V144H209ZM226 143V145H228ZM246 143V142H245ZM244 143V144H245ZM164 144V143H163ZM167 144V143H166ZM176 144V143H175ZM178 144V143H177ZM182 144V143H181ZM224 145H225V142L223 143ZM231 144H233V141H232V143ZM242 144V143H241ZM33 145H36V143L35 144H33ZM109 145V144H108ZM143 145V144H142ZM145 145V144H144ZM147 145V144H146ZM171 145V144H170ZM173 145V144H172ZM220 145H218L219 147H220ZM224 145H222V146H224ZM225 145V146H226ZM245 145H248L247 143L245 144ZM251 145V144H250ZM141 146V145H140ZM205 146V145H204ZM217 146V147H218ZM239 146V145H238ZM244 146V145H243ZM40 147V146H39ZM131 147V146H130ZM145 147V146H144ZM147 147V146H146ZM145 147V148H146ZM148 147H149V144H148ZM163 147V146H162ZM165 147V146H164ZM164 147H163V149H164ZM174 147V146H173ZM173 147H167V148H165L167 151H168V153L170 152V153H172V152H174V150H173ZM230 147V146H229ZM143 148V147H142ZM152 148V147H151ZM159 148V147H158ZM176 148V147H175ZM213 148H215V147H213ZM224 148V147H223ZM236 148V147H235ZM245 148H248V146H245ZM252 148V150H254L255 148H253V147H251ZM106 149V148H105ZM136 149V148H135ZM147 149V148H146ZM164 149V150H165ZM219 149H221V147L219 148ZM237 149V148H236ZM90 150V149H89ZM100 150H104V149H100ZM100 150L98 151V149H97V151L98 152H100ZM157 150V149H156ZM159 150H160V148H159ZM191 150H192V152L194 153V155H192L193 153L191 152ZM213 150V149H212ZM110 151V150H109ZM152 151V150H151ZM154 151V150H153ZM177 151V150H176ZM176 151H175V153H176ZM213 151H215V150H213ZM213 151H211V152H213ZM259 151V150H258ZM102 152V151H101ZM142 152V151H141ZM144 152V151H143ZM147 152H149V150L147 151ZM146 152V153H147ZM96 153V152H95ZM105 154H106V152H104ZM128 153V152H127ZM150 153V152H149ZM153 153H156V152H153ZM164 153H165V151H164ZM191 153V154H190ZM227 153H228V155H227ZM253 153H254V155H253ZM255 153H257V150H255V151H252L251 153H249L248 155H247V157H251V159H246L247 157H245L244 156V154H243V156L245 157V160H250V162L252 161V157H258L257 158V160H255V162L254 161H252L251 163H248L249 164V166H250V168H261V167H264V156H262L261 154H255ZM100 154V153H99ZM102 154V153H101ZM158 154V153H157ZM157 154L155 155V156H157ZM165 154H167V152L165 153ZM216 154V155H215ZM104 155V154H103ZM107 155V154H106ZM105 155V156H106ZM127 155V154H126ZM151 155H154V154H151ZM162 155V151L159 153V155L158 156H161ZM224 156V157H222V156ZM239 155V156H238ZM98 156V160H96V162L95 163H97V161H99V159H100V157H105V156H100L99 157V155H97ZM141 156V155H140ZM143 156V155H142ZM149 156V155H148ZM154 156V157H155ZM165 156L166 155H164V158H165ZM171 156V155H170ZM169 156V157H170ZM152 157V156H151ZM168 157V158H169ZM100 159V160H102L103 161V159ZM109 158V156H107V158H105V159H108ZM141 158V157H140ZM148 158V157H147ZM150 158V157H149ZM156 158H158V157H156ZM159 158H161V157H159ZM162 158H163V156H162ZM163 158V159H164ZM171 158V157H170ZM212 158V159H211ZM221 158H223V160L222 161H220L221 160ZM224 158L226 159V161L224 160ZM237 158H236V161H237ZM240 159H238V161L240 160L241 161V157H239ZM146 159V158H145ZM256 159V158H255ZM166 159H164V161H165ZM170 160H172V158L170 159ZM180 160V161H179ZM243 160V159H242ZM101 161V162H102ZM107 160H105L104 162H106ZM143 161H145V160H143ZM168 161V160H167ZM173 161V160H172ZM172 161H170L171 163H172ZM224 161V162H223ZM238 162V163H240V165H241V163L242 162H244V161H241V162ZM147 162H148V160H147ZM162 162V161H161ZM166 162V161H165ZM233 162V161H232ZM246 162V161H245ZM99 163V162H98ZM140 163V162H139ZM164 163V162H163ZM100 164H103V163H100ZM145 164V163H144ZM170 164V163H169ZM233 164V163H232ZM235 164H237V163H235ZM247 164V165H248ZM251 164V165H250ZM104 165V164H103ZM120 165V164H119ZM126 165V164H125ZM131 165V164H130ZM134 165V164H133ZM140 165V164H139ZM143 165V164H142ZM238 165V164H237ZM236 165V166H237ZM243 166H244V163L242 164ZM106 166V165H105ZM141 166V165H140ZM140 166H136V167H139L140 168ZM143 166H145V165H143ZM142 166V167H143ZM146 166H147V163H146ZM162 166V165H161ZM160 166V167H161ZM229 166H230V164H229ZM235 166V167H236ZM246 166V165H245ZM244 166V167H245ZM141 167V168H142ZM187 167H191L192 168V164H191V166L190 165H187ZM231 167H233V166H231ZM240 167H242V166H240ZM246 167H248V166H246ZM132 168H134L133 166H132ZM144 168V167H143ZM145 168H147V167H145ZM156 168V167H155ZM195 168V167H194ZM229 168V167H228ZM234 168V167H233ZM249 168V167H248ZM170 169V170H171ZM227 169V168H226ZM107 170V169H106ZM130 170V169H129ZM170 170H166L165 169V171L164 172H162L160 175L161 176H165V179H166V176H168V177H170V175H172V177H174L175 175L177 176V177H179V178H181V176H183V173H181L182 171L179 169V171H180V173H181V176H180V174H179V171H177L176 169L173 171V169H172V171H173V174H171V171ZM184 170H186V167H185V169ZM194 170V169H193ZM222 170V169H221ZM103 170H101V173L102 174H105V170L102 172ZM144 171V170H143ZM170 173H169V172ZM220 171V170H219ZM129 172V171H128ZM132 172V171H131ZM161 172V171H160ZM183 172H185V171H183ZM187 172V171H186ZM191 172V171H190ZM189 172V173H190ZM196 172V171H195ZM185 174V173H184ZM187 175H188V172L186 173ZM185 174V175H186ZM202 174H203V172H202ZM106 175V174H105ZM111 175H113V173L111 172L110 173V175L109 176H111ZM156 175H157V172H155V173H152V176H155L156 177ZM159 175V174H158ZM191 175V174H190ZM145 176H146V174L145 173H141V172H135L134 174H133V176H131V177H128V176H125V177H123V178H126V180L124 179V181L123 180H121L119 183H117L116 182V190L118 189V191L119 192H122V190L124 189V190H127L126 188H131V187H138V185H139V187L138 188H141L142 189V187H140V185H143V186H147L146 184H145V181L143 180L144 178H145ZM219 176L220 175H215V180L217 181L218 179H219ZM223 176H225V175H223ZM158 177H160V176H158ZM148 178V177H147ZM154 178V177H153ZM164 178V177H163ZM188 178H190V177H188ZM222 178V177H221ZM156 179V178H155ZM185 179V178H184ZM187 179V178H186ZM117 180V179H116ZM142 180L144 181L143 183L145 184H142ZM149 180H150V178H149ZM148 180V181H149ZM152 180V179H151ZM167 180H169L168 178H167ZM166 180V181H167ZM189 181H190V179H188ZM202 180V179H201ZM214 180V179H213ZM223 180H225V179H223ZM86 181V180H85ZM153 181V180H152ZM156 181V180H155ZM234 181V180H233ZM180 182V181H179ZM212 182V181H211ZM94 183V182H93ZM152 183V182H151ZM210 183V182H209ZM95 184V183H94ZM223 184V183H222ZM233 184V183H232ZM151 185V184H150ZM210 185V184H209ZM149 186V185H148ZM143 187V189L142 190H140V191H143V190H146V189H150L151 187ZM218 187V186H217ZM216 187V188H217ZM20 188V187H19ZM96 188V187H95ZM145 188V189H144ZM154 188V187H153ZM176 188H178V187H176ZM218 188H220V186L218 187ZM84 189H86V188H84ZM97 189V188H96ZM207 189V188H206ZM228 189V188H227ZM79 190V189H78ZM98 190V189H97ZM203 190V189H202ZM221 190V189H220ZM232 190V189H231ZM9 191V190H8ZM110 191H111V188H110ZM209 191V190H208ZM153 192V191H152ZM157 192V191H156ZM235 192V191H234ZM188 193V192H187ZM219 193V192H218ZM87 194V193H86ZM88 195H90V194H88ZM146 195V194H145ZM156 195V194H155ZM209 195V194H208ZM207 195V196H208ZM225 195V194H224ZM228 195V194H227ZM130 196V195H129ZM134 196V195H133ZM136 196V195H135ZM146 196H149V195H146ZM146 196H144V197H146ZM152 196H154V195H152ZM233 196V195H232ZM84 197H87L86 195H84ZM131 197V196H130ZM149 197H151V196H149ZM176 197V196H175ZM222 197V196H221ZM139 198V197H138ZM138 198H124L123 200H121L120 201V203L122 204L123 203V205H125L126 207L123 209V210H125V211H130V210H132V209H135V208H138L140 205H141V202L139 201V200H137ZM140 198H143V196L142 197H140ZM155 198V197H154ZM157 198V197H156ZM183 198V197H182ZM181 198V199H182ZM143 199H146V198H143ZM148 199V198H147ZM150 199V198H149ZM159 199V198H158ZM184 199V198H183ZM185 199H187V198H185ZM194 199V198H193ZM87 200L89 201V202H93V198L92 197H87ZM142 200V199H141ZM197 200V199H196ZM125 201V202H124ZM146 201V200H145ZM148 201H150V200H148ZM155 201V200H154ZM158 201H160V199L158 200ZM158 201H156V203H157V205H158ZM167 201V200H166ZM168 201H170V200H168ZM167 201V202H168ZM185 201V200H184ZM215 201V200H214ZM214 201H212V202H214ZM152 202H153V199H152ZM151 202V203H152ZM161 202V201H160ZM193 202V201H192ZM148 203V202H147ZM163 203V202H162ZM161 203V204H162ZM169 203H171V201L169 202ZM99 203L97 202V203H91V207H92V209H93V211H94V209L96 208V205H98ZM116 204H117V202H116ZM115 204V205H116ZM155 204V203H154ZM164 205L166 204V202H164L163 203ZM172 204V203H171ZM171 204H169V205H171ZM175 204H177V203H175ZM186 204V203H185ZM214 204V203H213ZM142 205H143V203H142ZM147 205H149V204H147ZM168 205V204H167ZM180 205V204H179ZM211 205V204H210ZM117 206L118 207H120V205H118L117 204ZM117 206H116V208H117ZM152 206H154V205H152ZM159 206L161 207V205H160V203H159ZM159 206H154V208H149V206H148V208L149 209H147L148 211H146L145 212V207L147 208V206H142V207H144V209L145 210H142V212H144V213H140V214H138L137 215V219H135V222H134V224H133V227L132 228H129L128 229V231H126V234H127V232H129V231H131V232H133L134 234H137V232H139V230H143V229H146L147 227L148 228H150L149 226H152V227H154V223L156 222V221H154V219H155V215H154V211L157 209V208H159ZM176 207H177V205L175 206V207H173V208H175L176 209ZM180 207V206H179ZM115 208V207H114ZM123 208V207H122ZM162 208V207H161ZM164 208H165V206H164ZM173 208L171 209V207L168 209V211L167 212H169L170 211V209L171 210H173ZM119 209V208H118ZM160 209V208H159ZM166 209V210H167ZM174 209V210H175ZM117 210V209H116ZM161 210V209H160ZM211 210V209H210ZM27 211V210H26ZM111 211V210H110ZM118 211H120V210H117L116 212H118ZM121 211H122V209H121ZM158 211V210H157ZM163 211V210H162ZM207 211V210H206ZM212 211V210H211ZM166 212V211H165ZM165 212H164V214H165ZM166 212V213H167ZM126 213V212H125ZM160 213H161V211H160ZM204 213V212H203ZM157 214H159V213H157ZM169 214H170V212H169ZM188 214V213H187ZM163 215V214H162ZM159 216V215H158ZM23 217V216H22ZM87 217V216H86ZM157 217V216H156ZM166 217V216H165ZM197 218H198V216H197ZM203 218V217H202ZM159 219H161V216H159ZM218 219V218H217ZM167 220V219H166ZM221 221V220H220ZM201 222V221H200ZM167 223V222H166ZM165 223V224H166ZM105 225V224H104ZM108 227V226H107ZM120 227V226H119ZM204 227V226H203ZM114 228V227H113ZM160 228V227H159ZM105 229V232H106V228H104ZM195 229V228H194ZM222 229V228H221ZM80 230V229H79ZM150 230V229H149ZM206 230V229H205ZM81 231V230H80ZM108 231H109V229H108ZM202 231V230H201ZM143 232H145V231H143ZM151 232V231H150ZM141 233V232H140ZM107 234H108V232H107ZM139 234V233H138ZM221 234V233H220ZM124 235V234H123ZM128 235V234H127ZM202 236V235H201ZM195 237V236H194ZM238 237V236H237ZM224 238V237H223ZM77 239V238H76ZM239 240V239H238ZM80 241H82V240H80ZM236 241V240H235ZM234 241V242H235ZM86 242V241H85ZM216 243V242H215ZM239 243V242H238ZM231 245V244H230ZM236 245V244H235ZM244 245V244H243ZM229 247V246H228ZM90 248V247H89ZM241 249V248H240ZM87 250V249H86ZM218 251V250H217ZM80 252V251H79ZM143 254V253H142ZM213 254V253H212ZM211 256V255H210ZM51 257V256H50ZM212 257V256H211ZM98 260V259H97ZM208 262V261H207ZM222 262V261H221ZM224 262V261H223Z\"/></svg>",
	"mask_w": 264,
	"mask_h": 264
}]
</instances>
